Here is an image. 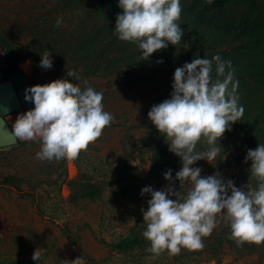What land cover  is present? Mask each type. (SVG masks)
Here are the masks:
<instances>
[{
	"label": "rangeland",
	"instance_id": "374dc122",
	"mask_svg": "<svg viewBox=\"0 0 264 264\" xmlns=\"http://www.w3.org/2000/svg\"><path fill=\"white\" fill-rule=\"evenodd\" d=\"M198 1L210 6L205 10L209 18L220 10V1ZM226 1L238 7L246 3ZM259 1L264 6V0ZM63 2L0 0V81L20 72L31 86L51 82L75 86L74 81L65 79L68 72L73 73L79 77L81 89L86 80L104 93L105 110L114 115V120L75 159L41 164L35 158L39 142L18 138L15 146L0 149V264H32L37 250L42 254V264H70L79 257L84 264H264V251L221 243L226 234L222 232L225 224L221 225L226 220L221 217L213 232L203 237L202 249L182 248L175 255L167 250L159 255L148 251L150 243L142 234L146 229L142 209L147 210L151 196H142L141 189L167 187L170 182L163 174L169 169L182 194L191 184L175 179L182 167L180 158L171 152L174 158L168 159L166 152H158L159 148L154 149L146 139L155 127L151 120L140 127L144 112L151 109L150 102L156 97L148 91L146 78L142 81L135 74L125 73L87 77L86 68L53 51V67H39L38 50L51 48L61 33L86 37L98 25L86 8L71 10ZM59 16L64 22L57 33L42 37L43 29L56 24ZM256 93L255 98H240L245 109L240 132L251 129L249 139L243 144L234 142L235 149H226V155L219 154L212 162L197 161L194 166L202 169V176L219 172L237 187L248 183L258 186V178L250 172L251 161L244 162L249 149L264 143V97L260 88ZM26 111L22 108L12 116ZM200 143L206 146L203 139ZM201 144L198 149H205Z\"/></svg>",
	"mask_w": 264,
	"mask_h": 264
},
{
	"label": "clouds",
	"instance_id": "9594fccd",
	"mask_svg": "<svg viewBox=\"0 0 264 264\" xmlns=\"http://www.w3.org/2000/svg\"><path fill=\"white\" fill-rule=\"evenodd\" d=\"M118 7L123 11L117 14L114 32L119 40L137 45L139 60H148L169 44L182 43L181 0H118ZM63 22L62 16L57 17L56 26ZM39 67H53L47 48L41 53ZM65 79L74 81L75 86L51 82L26 88L25 100L34 107L18 114L13 124L16 138L39 142L35 158L41 164L77 158L114 120V115L105 110L102 91L86 80L81 89V81L73 73L68 72ZM238 84L231 60L219 54L210 59L197 56L175 69L170 98L153 105L148 112V118L165 136L169 151L181 160L175 179L191 184L182 194L169 169L163 174L170 182L167 187L141 189L142 196H151L147 210L142 209L146 222L142 234L150 243L149 252L159 255L167 250L175 255L182 248L202 249L203 237L217 227L218 217L229 223L237 245L264 243V143L249 149L244 161H251L250 172L259 180L257 187L249 183L237 187L219 172L202 176V169L194 166L201 159L216 160L222 149L220 139L243 117L245 109L240 103ZM202 139L207 147L199 150ZM32 264H42L39 250ZM70 264H84L83 257Z\"/></svg>",
	"mask_w": 264,
	"mask_h": 264
},
{
	"label": "trees",
	"instance_id": "16d2710c",
	"mask_svg": "<svg viewBox=\"0 0 264 264\" xmlns=\"http://www.w3.org/2000/svg\"><path fill=\"white\" fill-rule=\"evenodd\" d=\"M216 1H220V10L219 12L216 10L209 18L205 15V10L210 9L209 5H204L198 0H181L180 23L184 31L182 43L169 44L167 48L154 52L148 60H139L140 50L137 45L119 40L114 32L117 14L123 11L118 7V0H64L66 8L78 11L86 8L88 15L93 13L98 25L86 37L61 33L51 48L45 47L38 51L42 53L47 48L62 57L64 54L71 57L76 65L86 68L84 73L87 77H94L98 73L101 77L108 78L125 73L135 74L138 76L137 79L141 78L142 81L146 78L148 91L156 96L152 98L150 107L170 98L173 80L169 81V78L173 79L174 69L191 62L197 56L210 59L219 54L222 59L232 62L235 78L239 82L237 91L240 98H255L257 88H260L264 97V22L261 23L264 18V6L259 0H244L246 3L241 7L230 5L226 0ZM58 29L56 24L48 25L43 29L41 36L55 35ZM10 51L12 52V49ZM237 56L239 59L235 58ZM160 60L163 62L158 63ZM213 76L215 78V73ZM160 77H165L166 80L162 82L158 79ZM155 92L159 94H154ZM149 111L147 109L144 112V120L140 122V127L150 121ZM240 123L241 119L220 139L222 157L226 155V149H235L232 147L234 142L243 144L249 139L251 129L242 134ZM152 131V135L148 134L146 139L151 141L153 148H159L160 153L166 152L168 159L174 158L165 136L156 127ZM201 146L206 148L203 144ZM202 160L204 162L206 159ZM161 169L164 170L163 167ZM157 173L158 168L154 175ZM222 224H225L222 232L226 234L224 238L221 237V243L227 241L239 248L264 251V243L245 242L237 245L231 236L229 223L226 221L221 222Z\"/></svg>",
	"mask_w": 264,
	"mask_h": 264
},
{
	"label": "water",
	"instance_id": "95a60500",
	"mask_svg": "<svg viewBox=\"0 0 264 264\" xmlns=\"http://www.w3.org/2000/svg\"><path fill=\"white\" fill-rule=\"evenodd\" d=\"M30 86L27 78L20 72L11 73L0 81V149L17 144V138L6 117L22 108L29 110L34 107V103L25 100V89Z\"/></svg>",
	"mask_w": 264,
	"mask_h": 264
},
{
	"label": "crops",
	"instance_id": "0c3cea01",
	"mask_svg": "<svg viewBox=\"0 0 264 264\" xmlns=\"http://www.w3.org/2000/svg\"><path fill=\"white\" fill-rule=\"evenodd\" d=\"M12 115H13V114L8 115V116L6 117V121H7L8 125L10 126V128L13 130V124H14V122H15L17 116H12Z\"/></svg>",
	"mask_w": 264,
	"mask_h": 264
}]
</instances>
